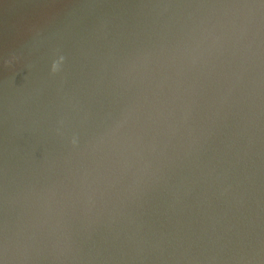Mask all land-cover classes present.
<instances>
[{"label":"water","instance_id":"95a60500","mask_svg":"<svg viewBox=\"0 0 264 264\" xmlns=\"http://www.w3.org/2000/svg\"><path fill=\"white\" fill-rule=\"evenodd\" d=\"M0 262L264 264L258 0H0Z\"/></svg>","mask_w":264,"mask_h":264},{"label":"clouds","instance_id":"9594fccd","mask_svg":"<svg viewBox=\"0 0 264 264\" xmlns=\"http://www.w3.org/2000/svg\"><path fill=\"white\" fill-rule=\"evenodd\" d=\"M250 22H251L250 19L246 15L242 14V16H241V23L242 24H248ZM0 264H2V262H0Z\"/></svg>","mask_w":264,"mask_h":264},{"label":"snow or ice","instance_id":"6c2138e0","mask_svg":"<svg viewBox=\"0 0 264 264\" xmlns=\"http://www.w3.org/2000/svg\"><path fill=\"white\" fill-rule=\"evenodd\" d=\"M258 3H259L262 7H264V0H258Z\"/></svg>","mask_w":264,"mask_h":264}]
</instances>
